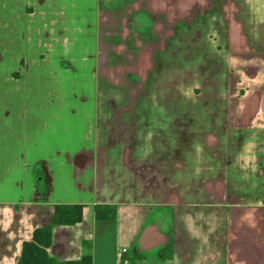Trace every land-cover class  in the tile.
<instances>
[{
    "label": "crops",
    "instance_id": "obj_1",
    "mask_svg": "<svg viewBox=\"0 0 264 264\" xmlns=\"http://www.w3.org/2000/svg\"><path fill=\"white\" fill-rule=\"evenodd\" d=\"M225 11L245 28L259 15L258 72L226 24L228 70L217 58L196 99L151 106L156 62L183 60L192 29ZM169 126L183 149L162 143ZM55 204L84 205L54 228L58 259L101 264L110 237L113 264L124 248L135 264H264V0H0V264Z\"/></svg>",
    "mask_w": 264,
    "mask_h": 264
},
{
    "label": "rangeland",
    "instance_id": "obj_2",
    "mask_svg": "<svg viewBox=\"0 0 264 264\" xmlns=\"http://www.w3.org/2000/svg\"><path fill=\"white\" fill-rule=\"evenodd\" d=\"M232 14V13H231ZM231 14L227 11L224 13H217L213 15H207L204 23L201 26L196 27V29H192V32L189 33L190 36H193V42L188 41L187 45V54L185 55L183 60H177L174 58L168 59L167 61L156 62L155 70H154V78L151 81V89H149V93L147 95V99L151 106H155V104L159 103H166L172 100L173 95L181 96L184 98V92L180 93L181 89L186 90L188 89L187 95L189 99H196V88L201 85L202 80L205 79L203 77L205 74H209L215 65L217 58L220 59L219 65L222 67L220 68H227L230 66L229 63L225 60L226 55H228L230 51L229 46V39L228 33H225L226 24L229 26L234 27L230 32L232 33V37H239L243 39L250 40L251 43H254L255 46H251L250 48L242 46L240 51H237L236 55L238 59L250 58V62H248L247 72L248 75L258 72L259 70V57H260V50H259V41H260V34H261V24L259 23V15H255L254 17L257 21L252 23L251 25L243 26V21L241 20L244 15L242 14H234L232 18ZM236 21V25L239 27L233 26V20ZM225 25V26H224ZM230 30V29H229ZM228 32V29H227ZM186 48V46H185ZM221 49L222 52H217V49ZM248 49V50H246ZM214 60V61H213ZM237 64L235 67L236 69H242ZM209 71V72H208ZM204 74V75H203ZM207 76V75H205ZM138 92V91H137ZM133 93V91H131ZM130 92L122 93L121 99L124 100H131L132 94ZM137 95V94H136ZM117 97V95H116ZM174 126H169L170 134H164L163 132L161 135H170L167 141L162 142L168 148L177 147L180 149L184 148L183 141L179 140V136L177 133L174 132ZM163 127H159L160 131H163ZM168 129V128H167ZM168 129V130H169ZM167 131V130H166ZM190 131V130H189ZM177 134V135H176ZM160 136V135H157ZM189 141V151L192 154H195L197 143L194 140V137ZM152 145L157 147V140L151 141ZM196 155V154H195ZM194 163V161H192ZM101 220V219H100ZM98 219V221H100ZM127 225L132 227L133 223L130 222ZM112 243L111 238H108L106 249L102 252V262L101 264H113V252H112ZM126 253V252H125ZM145 254V253H144ZM137 255V254H136Z\"/></svg>",
    "mask_w": 264,
    "mask_h": 264
},
{
    "label": "trees",
    "instance_id": "obj_3",
    "mask_svg": "<svg viewBox=\"0 0 264 264\" xmlns=\"http://www.w3.org/2000/svg\"><path fill=\"white\" fill-rule=\"evenodd\" d=\"M83 204H55L50 222L33 230L30 240L22 244L20 257L16 264H94L91 253H84L77 259H58L49 254L56 226H70L82 221ZM97 219L114 216L115 209L96 204L93 207ZM128 261L125 263L123 260ZM120 264H135L132 256H122Z\"/></svg>",
    "mask_w": 264,
    "mask_h": 264
},
{
    "label": "built area",
    "instance_id": "obj_4",
    "mask_svg": "<svg viewBox=\"0 0 264 264\" xmlns=\"http://www.w3.org/2000/svg\"><path fill=\"white\" fill-rule=\"evenodd\" d=\"M125 252H126V249L124 248V249H122L121 252L119 253L120 256H121V259H122L123 254H125ZM123 261L126 263L128 260H127L126 258H124Z\"/></svg>",
    "mask_w": 264,
    "mask_h": 264
},
{
    "label": "water",
    "instance_id": "obj_5",
    "mask_svg": "<svg viewBox=\"0 0 264 264\" xmlns=\"http://www.w3.org/2000/svg\"><path fill=\"white\" fill-rule=\"evenodd\" d=\"M149 231H145V233L143 234V240L145 241L147 238H148V236H149ZM146 247V246H145Z\"/></svg>",
    "mask_w": 264,
    "mask_h": 264
},
{
    "label": "flooded vegetation",
    "instance_id": "obj_6",
    "mask_svg": "<svg viewBox=\"0 0 264 264\" xmlns=\"http://www.w3.org/2000/svg\"><path fill=\"white\" fill-rule=\"evenodd\" d=\"M121 261V260H120ZM120 264V263H119Z\"/></svg>",
    "mask_w": 264,
    "mask_h": 264
}]
</instances>
